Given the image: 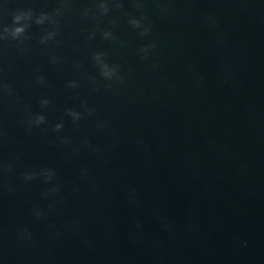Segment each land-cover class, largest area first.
I'll return each mask as SVG.
<instances>
[{
	"label": "water",
	"instance_id": "water-1",
	"mask_svg": "<svg viewBox=\"0 0 264 264\" xmlns=\"http://www.w3.org/2000/svg\"><path fill=\"white\" fill-rule=\"evenodd\" d=\"M121 2L85 17L95 0H72L59 44L39 43L47 24L32 25L23 50L0 42V80L14 92L0 94V163L13 164L0 172V264H264V0H143L146 37L128 23L136 0ZM58 7L0 0V24ZM97 51L122 83L104 87ZM85 104L94 115L74 124L65 109ZM29 112L48 120L30 135ZM44 167L50 184L21 178ZM24 226L31 240L18 238Z\"/></svg>",
	"mask_w": 264,
	"mask_h": 264
},
{
	"label": "clouds",
	"instance_id": "clouds-1",
	"mask_svg": "<svg viewBox=\"0 0 264 264\" xmlns=\"http://www.w3.org/2000/svg\"><path fill=\"white\" fill-rule=\"evenodd\" d=\"M113 4L116 9H123V3L121 0H95V9L85 8L82 10V15L88 17L90 13L95 12L99 15H106L110 11L109 4ZM142 3L143 0H136V7L141 11L139 18L135 16H131L128 20L129 25L134 30H139V35L141 37H146L151 35L152 28L150 26V22H148V17L142 11ZM60 7L55 9L53 12L49 13L46 11H40L38 14L32 8L27 9H17L11 13L12 23L8 24H0V42L3 41H15V47L23 50L25 42L28 41L31 37L29 34V29L33 24L38 26L49 25L50 27H45L42 30V34L39 38V43L41 45L47 46L49 42L53 44H59V41L56 39L57 35L61 30V25L59 22V17L64 14V11L70 9L72 0H59ZM94 19H98L97 16H93ZM116 20H112L111 23L113 25L116 24ZM102 37L105 40H115L116 37L113 35L111 31L105 30L102 32ZM92 38V37H90ZM156 47V44L153 42L151 44L143 45L138 49V54L141 56V59H148V56L152 49ZM92 61L96 65L99 76L104 81H107L104 85L105 88L111 89L113 84L111 82L122 83L123 76L121 75V68L119 64L109 62L108 55L105 52L97 51L92 54ZM57 58L52 57V62H56ZM155 67V65H154ZM92 83L95 85L98 83L95 77H92ZM37 83L41 85H45V77L43 75L37 76ZM66 87L69 89H76L79 87V84L75 80H70L66 83ZM99 91L98 88L95 89ZM6 93L9 96L14 95L13 89L10 84L0 80V94ZM39 104L41 109L47 108L51 104V100L47 97L41 98L39 100ZM27 110V109H26ZM95 113V109L88 107L86 104L83 105V111L68 107L65 109V115L71 118V121L76 124L81 120L93 116ZM22 123L26 127V131L30 135L32 130L35 128H40L43 125L48 124L47 117L43 114V112H29L28 118ZM101 125L98 123L97 127ZM64 128V121L55 123L52 125V130L56 133H61ZM60 143L64 145L71 144V140L68 137L60 136ZM85 144L89 142L87 140L84 141ZM13 164L8 163L4 165L0 163V172L3 171H12ZM21 178L25 182H30L35 179H43L45 184L52 183L56 178L55 169H51L48 167L41 168L39 170H26L21 173ZM86 178V177H85ZM60 191L59 184H56L52 188L45 192V197L48 196L49 192L57 193ZM51 207V205H50ZM33 214L37 219H40L44 216V212L42 209L36 208L33 210ZM18 238L21 240H31L32 233L27 226L23 228L17 229Z\"/></svg>",
	"mask_w": 264,
	"mask_h": 264
}]
</instances>
